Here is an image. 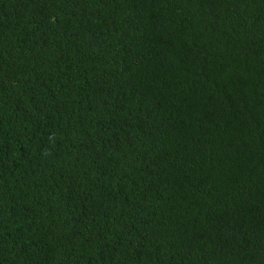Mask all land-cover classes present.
<instances>
[{
    "label": "trees",
    "instance_id": "obj_1",
    "mask_svg": "<svg viewBox=\"0 0 264 264\" xmlns=\"http://www.w3.org/2000/svg\"><path fill=\"white\" fill-rule=\"evenodd\" d=\"M0 264H264V0H0Z\"/></svg>",
    "mask_w": 264,
    "mask_h": 264
}]
</instances>
